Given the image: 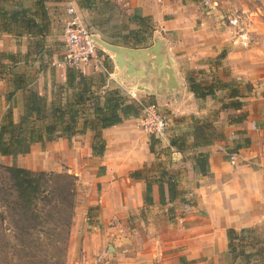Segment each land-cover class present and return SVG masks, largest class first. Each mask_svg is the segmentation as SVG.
I'll use <instances>...</instances> for the list:
<instances>
[{"label": "crops", "instance_id": "obj_1", "mask_svg": "<svg viewBox=\"0 0 264 264\" xmlns=\"http://www.w3.org/2000/svg\"><path fill=\"white\" fill-rule=\"evenodd\" d=\"M69 1L80 9L75 0L45 4L57 9ZM125 5L149 17L153 26L141 47L112 44L145 50L136 60L126 58L135 73L119 70L112 55L102 49L98 60L81 70L94 76L105 72L106 87H118L136 101L151 99L179 117L211 121V111L216 110L219 117L213 123L222 129V138L180 151L169 139L191 132L192 121L182 127L184 119L175 118L178 131L169 139L157 138L160 146L151 151L141 111L102 129L101 156L92 155V132L86 130L47 141L44 149L43 143H34L26 154L0 155V163L42 170L50 154L73 157L69 165H74L67 170L75 171L78 183L87 189L76 203L67 252V257H79L81 252V258L69 264H241V258L234 260L229 251L227 230L264 227V48H243L223 19L227 14L222 8L203 6L201 0H125ZM48 13L51 20L58 15L56 10L55 16ZM157 39L162 41L159 52L151 50ZM26 47L27 37L0 31V51L24 52ZM54 66L53 75L49 70L38 75L37 80L43 79L39 92H49L47 78L63 82L65 70H58L63 66ZM189 72L202 82L217 78L236 83L239 96L229 99L228 89H219L213 97H195L186 80ZM10 88L8 77L0 76V117L9 104ZM235 99L242 103L240 108L222 109V103ZM197 151L207 154L205 173L196 161ZM232 153L235 160L229 158ZM138 169H143L142 177L134 178ZM161 170L174 176L176 194L169 200L165 190L162 202L158 183H153L152 202L146 204L145 179L158 177ZM257 245L248 243L249 252Z\"/></svg>", "mask_w": 264, "mask_h": 264}, {"label": "trees", "instance_id": "obj_2", "mask_svg": "<svg viewBox=\"0 0 264 264\" xmlns=\"http://www.w3.org/2000/svg\"><path fill=\"white\" fill-rule=\"evenodd\" d=\"M46 1L0 0V31L17 38L27 37L26 51H0V76H7L11 87L6 93L9 104L0 117V155L16 157L28 153L34 143H45L59 137L71 138L90 130L92 155L101 156L105 150L102 129L138 116L144 104L124 95L118 87H106L105 72L94 76L85 74L81 69L66 67L63 82L52 79L48 93H41L33 87L41 72L49 69L53 75L55 65L53 60V66L48 63L54 53L48 49L46 42L51 34L52 21ZM75 1L87 16L96 15L86 26L106 40L96 28L111 19V14L104 17L115 8L114 4H110L109 0ZM129 23L136 26L128 28L131 36L129 45L143 46L153 31L149 17L134 12ZM57 58L59 60L60 56ZM186 80L189 90L198 98L213 97L219 89H228L229 99L239 96L238 87L233 82H222L217 78L202 82L194 77L193 72L187 74ZM17 92L21 101L18 116L14 118ZM241 105L235 99L222 103L221 107L240 108ZM213 113L211 121H208L209 118H190L192 131L171 136L170 146L184 151L222 138V129H217L213 123L217 113ZM236 118L239 121L240 115ZM189 136L192 140L187 142ZM156 142L157 138L149 135L151 151ZM206 156L205 152L197 151L196 161L202 173H205ZM142 172L143 169L135 170L132 176L141 178ZM76 179L75 175L67 172H46L0 163V206L3 208L0 216L3 219L8 217L14 227L13 238L17 240V247L13 250L21 264L65 263L74 215ZM153 183H158L162 202L165 190L169 200L174 198L175 178L161 170L158 177L145 179L143 198L146 204L152 202ZM252 232V228L227 230L228 248L234 260L242 258L243 264H251L253 253L245 250L248 243L256 242L250 236Z\"/></svg>", "mask_w": 264, "mask_h": 264}, {"label": "rangeland", "instance_id": "obj_3", "mask_svg": "<svg viewBox=\"0 0 264 264\" xmlns=\"http://www.w3.org/2000/svg\"><path fill=\"white\" fill-rule=\"evenodd\" d=\"M110 4H114V9L111 10V13H106L105 17H109L111 14V19L109 21H105L103 25L99 26L96 28L97 31H100L101 34L103 33L104 38L107 40V43L110 42H117L119 44H128L131 40V36L128 34V28L132 24L129 23V18L134 15V9L130 8L128 5H125V0H109ZM204 6V5H203ZM207 7V6H206ZM213 7H219L222 8L225 14L227 15H233V14H239L244 20V24L246 27V31L248 34V44L243 45V48H249L251 49L254 45V47L260 46L264 48V0H216V4L213 5ZM55 10L58 15L55 14ZM48 12L52 14V16H55L53 18V22L51 21V34L47 36V44L49 45L48 49L53 51V56L51 59H49L48 63L50 66H53L51 61H57L55 58L59 57L62 52L64 51V43H63V38H62V27L63 24L65 23V20L67 18L66 15V7L64 5H60L57 7V9L53 8V5L48 6ZM226 15V16H227ZM226 16L223 17V19L227 22ZM96 15L92 16L91 14L86 17H84V22L86 25H88L90 18H95ZM102 17V16H101ZM100 17V18H101ZM134 26V25H132ZM93 30V29H91ZM232 33L236 37L235 33L232 30ZM100 37V36H99ZM101 38V37H100ZM260 38V40H258ZM58 59V58H57ZM35 66V65H34ZM54 69L55 66H53ZM66 67H58V70H65ZM49 70V69H47ZM55 71H53L54 73ZM47 74L49 72H46ZM55 77H53V80ZM52 80V79H51ZM48 83H50V79L47 78L46 80ZM43 85V79L42 77H39L37 82L34 84V88L38 90L40 86ZM244 86H247L244 85ZM120 89V88H119ZM121 90V89H120ZM121 92L128 96V93L125 91ZM21 101V95L17 96V99L15 101V108L13 109L14 111V118H17L18 113H19V105ZM144 106L147 105H154L156 110L166 116L168 119L167 126L161 136H154L155 138H161V140L164 139H169V135L175 134L177 132V128L175 127V118H182L184 119L183 121H180V123H183L182 127H185L188 125V122L190 119V116L186 115L181 116L180 115H175V113L170 112H164L163 109L159 108V106L155 105V102L152 103V101H146L143 102ZM163 110V111H162ZM143 111V108H142ZM215 113H217V116L219 117V112L216 110H213ZM143 115V114H142ZM216 116V114H215ZM214 118V113L212 115V111L210 114V118ZM142 119V117H141ZM141 122V120H140ZM215 123V122H214ZM217 124V123H216ZM217 129H220L219 125L217 124L216 126ZM189 130V129H188ZM157 139V140H158ZM189 139L187 137V142H189ZM170 140V139H169ZM70 143V140H69ZM45 143L42 144V148L44 149ZM159 148V142L154 143V148ZM68 148H71L69 146ZM47 158V157H46ZM48 165L45 166L43 171L46 172H67L72 175L76 176V184H75V207H74V214H75V208H76V203L80 200V197L82 194L86 193L87 186L84 188L82 187L78 182V176L75 174V171H69L67 168L74 164L69 163H74L73 162V157L69 155H62L60 153L49 155L48 156ZM3 208L0 206V212H2ZM74 218V215H73ZM73 218H72V223H73ZM71 223V227H72ZM13 231L14 227L8 217L5 219L1 218L0 216V264H21L19 259H17V255L14 254L13 247H17V240L13 238ZM79 235V234H77ZM253 237V241H256V243H260V245H257L255 247V250L250 251V253L255 254L251 258V264H264V227L255 229L253 230L252 234L250 235ZM258 248V249H257ZM250 248L246 247L245 251H249ZM259 251V252H258ZM68 252V250H67ZM68 255V254H67ZM81 258V252H79V257L75 255H71L70 257L66 256V261L64 264H69L73 260ZM241 264H243V260L241 258Z\"/></svg>", "mask_w": 264, "mask_h": 264}, {"label": "built area", "instance_id": "obj_4", "mask_svg": "<svg viewBox=\"0 0 264 264\" xmlns=\"http://www.w3.org/2000/svg\"><path fill=\"white\" fill-rule=\"evenodd\" d=\"M202 5L209 8L216 4V0H201ZM67 18L62 27V38L64 51L59 60L54 64L57 66L82 69L98 60V49L100 46L94 41L93 36L99 34L92 32L84 22V14L72 1L66 4ZM227 25L236 35V40L245 45L248 42V34L244 20L239 14L227 17ZM141 126L149 135L161 136L167 126L168 119L158 112L154 105L143 106ZM230 160H235V154L229 155Z\"/></svg>", "mask_w": 264, "mask_h": 264}, {"label": "water", "instance_id": "obj_5", "mask_svg": "<svg viewBox=\"0 0 264 264\" xmlns=\"http://www.w3.org/2000/svg\"><path fill=\"white\" fill-rule=\"evenodd\" d=\"M93 39L100 46V49L105 52H109L112 55V59L119 70H124L128 75H133L135 73L133 63L128 61L126 58L128 57L130 58V60H136L141 57L145 50H134L130 48L115 46L102 40L97 35H94ZM161 45L162 41L160 39H157L156 43L151 47V50L159 52L161 49ZM167 71L170 74V78L173 80L170 68H167Z\"/></svg>", "mask_w": 264, "mask_h": 264}]
</instances>
